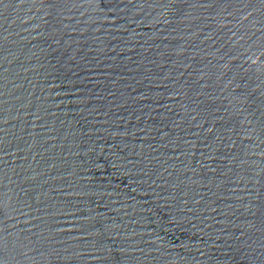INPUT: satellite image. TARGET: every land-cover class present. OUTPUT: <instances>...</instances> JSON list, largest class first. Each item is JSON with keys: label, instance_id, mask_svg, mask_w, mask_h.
Segmentation results:
<instances>
[{"label": "water", "instance_id": "water-1", "mask_svg": "<svg viewBox=\"0 0 264 264\" xmlns=\"http://www.w3.org/2000/svg\"><path fill=\"white\" fill-rule=\"evenodd\" d=\"M0 264H264V0H0Z\"/></svg>", "mask_w": 264, "mask_h": 264}]
</instances>
